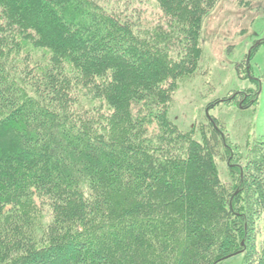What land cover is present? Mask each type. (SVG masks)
<instances>
[{"label": "trees", "instance_id": "1", "mask_svg": "<svg viewBox=\"0 0 264 264\" xmlns=\"http://www.w3.org/2000/svg\"><path fill=\"white\" fill-rule=\"evenodd\" d=\"M155 1L167 28L106 0H0V264H264V142L242 159L217 119L168 118L218 0Z\"/></svg>", "mask_w": 264, "mask_h": 264}, {"label": "rangeland", "instance_id": "2", "mask_svg": "<svg viewBox=\"0 0 264 264\" xmlns=\"http://www.w3.org/2000/svg\"><path fill=\"white\" fill-rule=\"evenodd\" d=\"M106 4L126 8L142 28H167L155 0H106ZM198 45L203 52L199 70L178 83L168 118L182 131L197 128L210 116L217 119L227 144L244 159L255 144L264 142V0H218L202 21ZM48 56L29 48V65L44 63ZM72 92L82 111L101 106L83 87L76 85ZM219 170L226 181L228 167L219 164ZM257 225L260 240L264 216ZM219 264L248 263L240 254Z\"/></svg>", "mask_w": 264, "mask_h": 264}]
</instances>
